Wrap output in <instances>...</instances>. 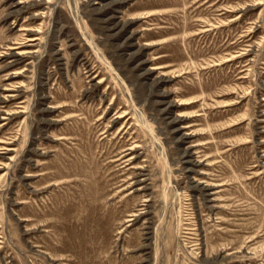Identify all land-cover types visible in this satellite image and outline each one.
<instances>
[{"label": "rangeland", "instance_id": "374dc122", "mask_svg": "<svg viewBox=\"0 0 264 264\" xmlns=\"http://www.w3.org/2000/svg\"><path fill=\"white\" fill-rule=\"evenodd\" d=\"M0 264H264V0H0Z\"/></svg>", "mask_w": 264, "mask_h": 264}]
</instances>
